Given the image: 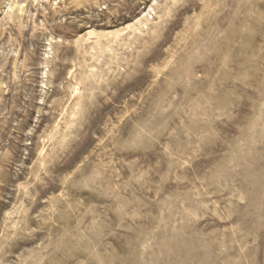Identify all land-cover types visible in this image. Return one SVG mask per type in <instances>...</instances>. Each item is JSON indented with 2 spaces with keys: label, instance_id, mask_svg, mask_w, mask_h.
Returning <instances> with one entry per match:
<instances>
[{
  "label": "rangeland",
  "instance_id": "rangeland-1",
  "mask_svg": "<svg viewBox=\"0 0 264 264\" xmlns=\"http://www.w3.org/2000/svg\"><path fill=\"white\" fill-rule=\"evenodd\" d=\"M0 264H264V0H0Z\"/></svg>",
  "mask_w": 264,
  "mask_h": 264
}]
</instances>
